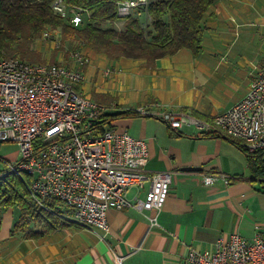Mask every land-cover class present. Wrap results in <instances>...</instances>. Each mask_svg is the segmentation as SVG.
Wrapping results in <instances>:
<instances>
[{
	"label": "crops",
	"instance_id": "1",
	"mask_svg": "<svg viewBox=\"0 0 264 264\" xmlns=\"http://www.w3.org/2000/svg\"><path fill=\"white\" fill-rule=\"evenodd\" d=\"M262 34L264 0H217L204 14L197 56L183 48L148 64L144 59L111 60L92 51L90 64L83 69L85 79L76 86L84 97L101 103L88 97L100 93L87 91L86 85L99 76L109 85L120 84L122 94L106 107V115L138 106L154 111L163 107L210 122L242 99L255 75L264 70L263 58H245ZM62 58L58 62L66 59ZM110 67L115 71L105 75ZM109 126L126 128L129 135L146 142L148 175L172 174L157 225H150L154 213L132 206L144 199L148 181L142 188L126 190L130 206L107 212L105 237L100 229L76 224L65 210L61 215L66 224L56 230L45 232L31 224L32 232L43 234L40 238L11 235L16 218L15 209L9 208L0 226V264H116V257L121 264H179L189 249L212 251L218 235L236 232L251 239L258 230L264 231V181L253 176L245 154L231 140L203 136L202 130L186 123L174 129L159 116L122 117ZM0 158L7 166L18 159V148L12 158ZM185 167L197 169L182 170ZM215 173L226 175L228 184L219 180L205 186L202 177Z\"/></svg>",
	"mask_w": 264,
	"mask_h": 264
},
{
	"label": "built area",
	"instance_id": "2",
	"mask_svg": "<svg viewBox=\"0 0 264 264\" xmlns=\"http://www.w3.org/2000/svg\"><path fill=\"white\" fill-rule=\"evenodd\" d=\"M149 2L121 1L117 16L132 15ZM51 8L74 26L86 14L83 8L66 6L63 0H54ZM57 31L47 28L41 39H50ZM54 42L57 48L61 45L58 38ZM66 53V63H27L15 57L0 60V144L14 143L18 148V159L7 163L8 170L19 178H29L24 185L38 205L56 200V207L67 210L76 224L100 229L103 237L107 212L130 206L126 190L142 188L148 181L144 199L132 206L154 213L149 221L156 226V215L169 193L171 172H145L146 142L129 135L126 128L103 124L106 107L74 89L84 81L83 69L90 58L75 48ZM113 71L107 69L104 74ZM132 111L140 117L159 116L174 129L186 123L202 131L215 130L255 153L264 150V70L255 75L242 99L210 122L163 107L154 111L138 106ZM219 180L229 182L224 174L202 177L205 186ZM116 264H121V258L116 257ZM179 264H264V231L258 230L251 239L236 232L218 235L212 251L189 249Z\"/></svg>",
	"mask_w": 264,
	"mask_h": 264
},
{
	"label": "trees",
	"instance_id": "3",
	"mask_svg": "<svg viewBox=\"0 0 264 264\" xmlns=\"http://www.w3.org/2000/svg\"><path fill=\"white\" fill-rule=\"evenodd\" d=\"M53 1L0 0V60L15 57L27 63L40 62L30 45L41 38L47 28L59 30L63 40H78L81 45L111 60L144 59L153 64L156 59L171 56L183 48L197 56L202 50L204 14L217 0H150L144 9L122 18L120 30L105 28L104 24L121 20L117 16V6L125 0H63L66 6H77L86 11L85 18L77 26L52 11ZM140 11L149 18L146 27L140 21ZM74 89L78 91L76 85ZM132 116L137 115L131 110L105 115L103 124L110 127V121ZM203 134L222 137L215 130L203 131ZM227 139L245 154L253 176L264 181V150L248 153L240 141ZM26 181H29L28 177L19 178L7 167L0 173V226L3 213L9 208L19 212L11 235L40 238L43 234L32 232L31 224L42 226L45 232L64 226L66 222L61 215L64 209L56 207V200H46L44 206L38 205L26 190Z\"/></svg>",
	"mask_w": 264,
	"mask_h": 264
},
{
	"label": "rangeland",
	"instance_id": "4",
	"mask_svg": "<svg viewBox=\"0 0 264 264\" xmlns=\"http://www.w3.org/2000/svg\"><path fill=\"white\" fill-rule=\"evenodd\" d=\"M138 14H139V18H140L142 25L146 27L149 24V18L147 14L144 13L143 11L142 12L140 11ZM83 18H85V15L83 16ZM120 21H122V19ZM120 21H116V22L120 23ZM117 23L116 24L106 23L104 24V27L105 28L112 27L116 30L122 29L123 22L121 26ZM259 37L260 38L256 39L254 46L250 48L251 52L249 54L246 53L245 58H247L248 56L249 57L255 56L256 58L258 57V59L260 58L264 59V35L262 34V38L261 36ZM55 38H58L61 43V45L58 48L56 47V43L54 42ZM73 48L81 51L82 53H85L87 56L88 55L91 56L92 54V50L86 49V47L84 45H81L78 40H73V41L63 40L59 30L56 33H52V37L50 39L43 40L39 38L37 41H34L30 45L31 51L34 52L33 54L35 56L38 55L37 61H49V62H58V59L60 60V59H63L62 57H67L66 51H68L69 49H73ZM65 60L63 61V63H66ZM109 69L110 70L112 69L115 71V68L110 67ZM120 76L121 75H119L118 78H120ZM105 79L106 78L100 79V76L97 77V80L93 79L91 84L86 85L87 86L86 89L87 91L96 90L97 91L96 93H100V95L88 94V97L95 98V100L101 102V103L99 102L97 103L105 107H108V105L115 103L117 96H120L122 94L121 91L123 90V87L120 84H118V86L109 85L106 83ZM16 150H17V146L14 143H8V142L1 143L0 144V157L12 158ZM6 167L7 166L5 165L3 159L0 158V173L4 172ZM14 213H15V218H16L19 212L18 210L15 209ZM24 253H26V251L22 248L21 255L23 256ZM29 257L31 258V256ZM25 264H31V262L29 261V263L27 262Z\"/></svg>",
	"mask_w": 264,
	"mask_h": 264
},
{
	"label": "water",
	"instance_id": "5",
	"mask_svg": "<svg viewBox=\"0 0 264 264\" xmlns=\"http://www.w3.org/2000/svg\"><path fill=\"white\" fill-rule=\"evenodd\" d=\"M196 169L197 168H194V167H185V168H182V170H187V171H194Z\"/></svg>",
	"mask_w": 264,
	"mask_h": 264
}]
</instances>
